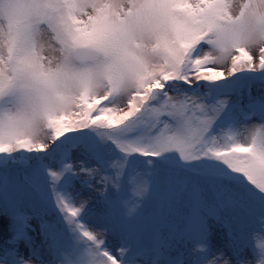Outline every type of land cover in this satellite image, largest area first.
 I'll use <instances>...</instances> for the list:
<instances>
[{"label": "snow or ice", "instance_id": "obj_1", "mask_svg": "<svg viewBox=\"0 0 264 264\" xmlns=\"http://www.w3.org/2000/svg\"><path fill=\"white\" fill-rule=\"evenodd\" d=\"M0 264H264V0H0Z\"/></svg>", "mask_w": 264, "mask_h": 264}, {"label": "rangeland", "instance_id": "obj_2", "mask_svg": "<svg viewBox=\"0 0 264 264\" xmlns=\"http://www.w3.org/2000/svg\"><path fill=\"white\" fill-rule=\"evenodd\" d=\"M239 2H241V0H234V3H239ZM245 102H246V101H245ZM124 110H127V109H124ZM245 134H246V133H244V126L241 125V126H240V139H241V140H243ZM85 195H87V193H86Z\"/></svg>", "mask_w": 264, "mask_h": 264}]
</instances>
